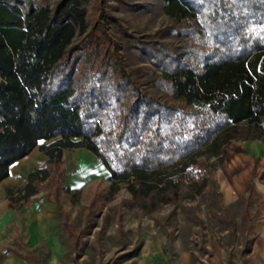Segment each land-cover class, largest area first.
Segmentation results:
<instances>
[{"label":"trees","instance_id":"obj_1","mask_svg":"<svg viewBox=\"0 0 264 264\" xmlns=\"http://www.w3.org/2000/svg\"><path fill=\"white\" fill-rule=\"evenodd\" d=\"M163 2L179 46L126 31L121 43L107 0H0V181L38 146L45 160L17 199L55 204L60 231L74 232L64 150L90 151L109 189L125 184L130 205L150 213L208 187L221 200L214 174L230 141L242 131L264 141V0ZM42 251L18 254L43 264Z\"/></svg>","mask_w":264,"mask_h":264},{"label":"rangeland","instance_id":"obj_2","mask_svg":"<svg viewBox=\"0 0 264 264\" xmlns=\"http://www.w3.org/2000/svg\"><path fill=\"white\" fill-rule=\"evenodd\" d=\"M57 1L33 0L36 6H53ZM107 3L110 14L116 18L112 22L113 34L121 43V33L126 31L146 39L157 36L165 43L181 45L182 39L175 38L173 34L175 22L163 11V0H107ZM166 33L171 36L165 37ZM124 54L133 68L140 69L141 72L150 68L133 53L124 51ZM237 135L235 140L230 141L228 150L231 147L239 148L241 141L247 139L249 134L242 131ZM39 143L48 144L49 141ZM206 152L202 155L204 159L208 158ZM64 156L66 173L69 174L65 179V186L69 191L60 198L69 213L74 230L70 234L59 229L64 242V264H121L126 259L137 256L144 242L158 239L162 240L169 256L173 255L175 239L185 247H192L201 253L205 250L208 233L231 226L228 213H225L227 208L220 205L221 200L214 197L215 192L210 187L204 190L202 197L180 198L173 203L161 205L153 212L144 213L130 205L131 195L125 184L120 183L115 189H109L108 172L96 158H93L94 166L82 168L76 163V149L65 150ZM229 156H224L223 164L227 163ZM208 159L217 161L211 159V156ZM221 172L220 170L219 173ZM76 178L82 179L81 186L73 184L72 181ZM49 191L52 188L45 186L39 196ZM238 209L240 206L236 205L229 211L235 214ZM92 211L97 212L96 216L91 217L92 221L87 220V215ZM217 211L221 214L217 215ZM232 241L230 235L225 238L226 244ZM17 250L22 251L24 248L17 243ZM42 253V250L38 251V255Z\"/></svg>","mask_w":264,"mask_h":264},{"label":"crops","instance_id":"obj_3","mask_svg":"<svg viewBox=\"0 0 264 264\" xmlns=\"http://www.w3.org/2000/svg\"><path fill=\"white\" fill-rule=\"evenodd\" d=\"M241 144L239 148L230 146L225 155H230L229 160L223 164V157L216 172L220 205L227 208L225 213L231 226L208 233L205 250L201 253L175 239L173 255L169 256L162 240H148L141 245L137 256L121 264H264V141L247 138ZM76 150L78 165L82 168L95 165V156L90 151ZM45 157L38 146L35 147L27 156L13 162L8 176L0 181V264H27L18 253L30 252L37 256L44 248L49 253L43 264H62L57 206L46 200L17 199V188L23 186L32 169L43 164ZM211 159L216 156L212 155ZM81 180L76 178L72 182L77 187L81 186ZM236 205L240 209L231 214L230 208ZM229 235L233 241L226 244L225 238ZM17 243L24 250H17Z\"/></svg>","mask_w":264,"mask_h":264}]
</instances>
